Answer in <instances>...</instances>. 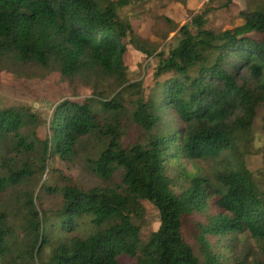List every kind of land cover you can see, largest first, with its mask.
<instances>
[{
  "label": "trees",
  "instance_id": "1",
  "mask_svg": "<svg viewBox=\"0 0 264 264\" xmlns=\"http://www.w3.org/2000/svg\"><path fill=\"white\" fill-rule=\"evenodd\" d=\"M106 1L0 0V70L56 68L116 88L55 107L41 151L21 135L22 113L0 111V195L9 194L0 209V264H123L120 255L135 264H264V199L239 150L264 103V5L222 32L205 29L204 14L192 17L196 33L178 29L176 45L159 56L154 78L163 80L145 98L124 65L128 43L143 49L139 37ZM240 69L251 81L238 83ZM119 88L138 95L131 119ZM127 122L139 136L125 147ZM88 136L100 139L88 168L104 180L119 170L120 182L88 190L64 183L57 219L46 227L27 186L41 180L49 157L68 160ZM205 162L221 165L214 183L199 167ZM143 201L159 216L146 242L133 222ZM186 223L202 261L181 236Z\"/></svg>",
  "mask_w": 264,
  "mask_h": 264
},
{
  "label": "rangeland",
  "instance_id": "2",
  "mask_svg": "<svg viewBox=\"0 0 264 264\" xmlns=\"http://www.w3.org/2000/svg\"><path fill=\"white\" fill-rule=\"evenodd\" d=\"M104 4L115 17L129 22L133 33L139 37L138 45L144 50L141 48L140 51L128 43L124 65L126 78L130 83H141L140 89L146 98L153 93L155 82L163 80L154 78L159 56L160 54L165 56L167 51L176 45L177 31L181 26L188 25L191 33L195 34L196 28L191 19L204 14L205 29L213 32L230 30L243 23L241 19L243 11L264 5V0H107ZM253 38L259 39L256 35ZM238 76L239 84L242 76L251 81L244 69H240ZM94 84L95 81L87 82L77 77L67 79L56 68L45 70L31 67L18 74L0 70V111L12 109L22 113L24 124L21 135L32 142L36 150L41 151L43 141L51 135L49 124L53 111L61 102L83 103L104 93L112 96L116 90L107 80L99 81L96 88ZM117 91L121 92L127 115L131 119V113L136 109L132 101L138 95L130 94L131 90L122 91L121 88ZM134 91L132 90V93ZM125 125L122 143L126 147L137 140L139 130L130 122ZM99 142L97 136H88L79 141L74 154L68 160L64 161L56 155L49 157L41 180L36 175L33 183L27 186L34 192L36 208L44 213L46 227L57 219V210L62 204L60 190L64 183L70 182L88 190L105 186L107 183L120 182L119 170L113 173L111 180H104L88 168L87 160L95 156L100 147ZM239 146L242 161L252 174L264 199V103L255 109L250 131ZM199 167L204 169L207 179L212 183L216 179V174L222 172L221 165L217 167L212 162L201 163ZM47 187L52 190L55 187L56 191H46ZM8 195V192L0 195V209L8 203L6 201ZM141 205L143 212L139 218L133 217V222L140 227L142 242H146L148 236L159 226V216L149 202L143 201ZM86 221L85 218L80 220L81 228L85 227L83 223ZM181 236L202 261L201 244L193 225L186 223L181 228ZM237 249V255L241 258L242 248ZM118 260L123 264L136 262L126 255H120Z\"/></svg>",
  "mask_w": 264,
  "mask_h": 264
}]
</instances>
